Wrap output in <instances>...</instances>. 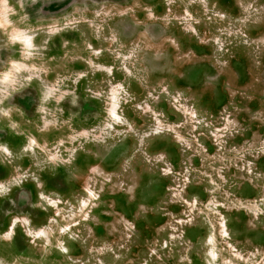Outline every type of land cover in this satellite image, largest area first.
<instances>
[{
	"label": "rangeland",
	"instance_id": "rangeland-1",
	"mask_svg": "<svg viewBox=\"0 0 264 264\" xmlns=\"http://www.w3.org/2000/svg\"><path fill=\"white\" fill-rule=\"evenodd\" d=\"M0 264H264V0H0Z\"/></svg>",
	"mask_w": 264,
	"mask_h": 264
}]
</instances>
